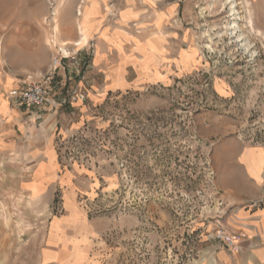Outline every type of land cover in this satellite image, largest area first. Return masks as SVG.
Listing matches in <instances>:
<instances>
[{"label": "rangeland", "instance_id": "374dc122", "mask_svg": "<svg viewBox=\"0 0 264 264\" xmlns=\"http://www.w3.org/2000/svg\"><path fill=\"white\" fill-rule=\"evenodd\" d=\"M214 1L0 0V264H41L70 204L100 227L102 264H208L231 250L214 239L212 159L229 141L264 146V46L251 39V56L218 37L245 17ZM247 1L264 33V0ZM37 82L49 102L27 110L12 94ZM46 148L58 159L31 204Z\"/></svg>", "mask_w": 264, "mask_h": 264}, {"label": "crops", "instance_id": "0c3cea01", "mask_svg": "<svg viewBox=\"0 0 264 264\" xmlns=\"http://www.w3.org/2000/svg\"><path fill=\"white\" fill-rule=\"evenodd\" d=\"M219 152L220 157L212 159L214 188L221 210L216 227L240 239L235 249L216 247L208 264H264V146L247 147L229 141ZM39 159L43 160L26 187L31 204L41 202L48 177L47 164L58 158L55 150L46 148ZM54 219L50 221L41 252V264H73L74 247L81 264L103 263L107 249L98 240L100 227L79 206H66V214Z\"/></svg>", "mask_w": 264, "mask_h": 264}, {"label": "bare ground", "instance_id": "6f19581e", "mask_svg": "<svg viewBox=\"0 0 264 264\" xmlns=\"http://www.w3.org/2000/svg\"><path fill=\"white\" fill-rule=\"evenodd\" d=\"M218 4L221 5V8H224L227 3H224L223 0H215L213 3V6H217ZM230 5H232L231 12H235V10L238 8L239 10L243 8L244 10L243 17H245V20L243 21L242 24H239L238 22L228 23L224 27V30L219 32L217 36L218 37L230 36L232 40L237 41V42L243 39L245 41V43L241 45V47L243 48V51L246 53L248 52V54L251 53V56H255V52H251L253 51L252 49L254 48H252L253 46L251 45L250 41L253 38L258 39L262 42L264 46V33L261 30L257 29L255 26V23L253 21V17L251 14V10L249 9L250 4L247 0H233L230 2ZM55 14H57V8L55 9ZM79 28H80L79 31L83 34V28L81 27L80 24H79ZM217 28H218V25L213 26V29H217ZM238 32H240L239 35H238ZM205 34L209 38L210 42H212L213 39L208 34L207 31L205 32ZM87 42H88V37L85 35H82L81 38L75 43V46H82L83 44H86ZM61 47H62V51L65 54H67V44H62Z\"/></svg>", "mask_w": 264, "mask_h": 264}, {"label": "built area", "instance_id": "2783aa9c", "mask_svg": "<svg viewBox=\"0 0 264 264\" xmlns=\"http://www.w3.org/2000/svg\"><path fill=\"white\" fill-rule=\"evenodd\" d=\"M12 97L20 106L27 110L40 109L49 102L50 88L47 83L37 82L20 91L13 92ZM214 239L224 242L230 249H235L240 236L228 235L224 229L219 228Z\"/></svg>", "mask_w": 264, "mask_h": 264}]
</instances>
